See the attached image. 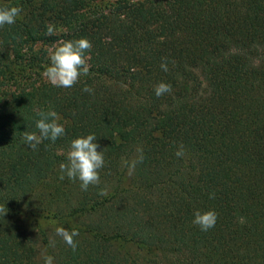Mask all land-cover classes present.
<instances>
[{
    "label": "trees",
    "instance_id": "16d2710c",
    "mask_svg": "<svg viewBox=\"0 0 264 264\" xmlns=\"http://www.w3.org/2000/svg\"><path fill=\"white\" fill-rule=\"evenodd\" d=\"M10 6L22 12L0 27V264H44L39 246L53 264H264V0H0ZM79 38L89 75L52 86L50 50ZM161 82L171 91L157 97ZM38 110L65 134L33 151L23 133H38ZM88 134L105 163L82 191L59 164ZM197 210L215 211V227L194 225ZM57 227L78 231L75 252Z\"/></svg>",
    "mask_w": 264,
    "mask_h": 264
},
{
    "label": "clouds",
    "instance_id": "9594fccd",
    "mask_svg": "<svg viewBox=\"0 0 264 264\" xmlns=\"http://www.w3.org/2000/svg\"><path fill=\"white\" fill-rule=\"evenodd\" d=\"M22 8L18 6H10L0 8V27L4 25H11L15 23L20 16ZM46 35H55L56 27L53 23L46 25ZM92 49V44L85 38L76 40L61 41L55 48L50 50L48 60L49 63L45 65L42 76L54 87L71 88L78 83L81 76H88L90 66L87 63L89 59L86 53ZM160 68L167 72V58H162ZM82 91L91 94L93 90L85 86ZM171 91V85L166 83H158L154 87V93L157 97L164 95ZM36 114L40 119L36 120L35 127L37 132L23 133V140L27 146L35 151L37 146L44 140H51L55 142L58 138L64 136L65 128L59 123L61 117L53 110H38ZM97 137L95 134H88L83 137H77L70 142L69 151L66 155L65 162L59 164L60 180L67 177L69 180L79 181L82 191H87L90 185H99L100 176L99 170L104 167L103 151H98ZM138 155L132 160L123 161L124 165L133 170L137 163L143 161V154L141 149H137ZM178 158L185 155L183 145H179L177 151L174 153ZM105 191L101 190L99 195H105ZM209 198H214V193L209 194ZM8 210L5 206H0V215L4 216ZM217 221V213L213 210L195 211L192 223L199 227L201 231H208L215 227ZM55 234L62 238L68 247L73 252L77 249V242L74 237L78 236L77 230L73 229L71 232L63 227H57ZM55 241H50V246H54ZM44 264H53V257L42 253Z\"/></svg>",
    "mask_w": 264,
    "mask_h": 264
},
{
    "label": "rangeland",
    "instance_id": "374dc122",
    "mask_svg": "<svg viewBox=\"0 0 264 264\" xmlns=\"http://www.w3.org/2000/svg\"><path fill=\"white\" fill-rule=\"evenodd\" d=\"M49 229L50 230H53L54 229V225H50V228ZM42 253H45V248L43 246H39V254H38V256L39 257H42Z\"/></svg>",
    "mask_w": 264,
    "mask_h": 264
}]
</instances>
